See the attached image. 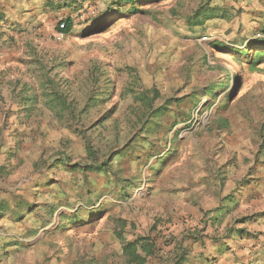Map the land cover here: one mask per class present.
I'll return each mask as SVG.
<instances>
[{
	"label": "rangeland",
	"instance_id": "374dc122",
	"mask_svg": "<svg viewBox=\"0 0 264 264\" xmlns=\"http://www.w3.org/2000/svg\"><path fill=\"white\" fill-rule=\"evenodd\" d=\"M117 1L0 0V264H264V0Z\"/></svg>",
	"mask_w": 264,
	"mask_h": 264
},
{
	"label": "trees",
	"instance_id": "16d2710c",
	"mask_svg": "<svg viewBox=\"0 0 264 264\" xmlns=\"http://www.w3.org/2000/svg\"><path fill=\"white\" fill-rule=\"evenodd\" d=\"M140 1H143V0H124V1H117L116 3L117 4H120V5H129L130 7L127 8L126 10H129L130 12H134V11H139V3ZM218 7H208L206 9H202L201 7L195 12V14L193 15V17H189L188 19V22H192V25H196V26H204L205 25V22L207 19H210V18H213V17H216L218 16L219 13H216V11H218L217 9ZM114 11V12H119L121 13V11H119L120 9H110V11ZM64 22L65 23V28H61L60 26H58V30H60V32H71V30L73 29V19L71 17H66V19L62 20L61 23ZM263 32H264V29H262ZM262 34V33H260ZM261 46H264V37L263 38H260V39H254V40H250L248 42V45H247V49L249 48H253L255 47V51L256 53L257 52H260L259 53V57L262 56L264 54V49L261 48ZM264 48V47H263ZM146 94L143 95V97H145ZM164 110V106H161V107H158L157 109H155L154 113L155 112H159V113H162ZM162 111V112H161ZM256 214H252V215H248L246 217H243L242 219L238 220V222H243V220H246L248 218H256ZM143 251L147 252L148 250H146L147 248L146 247H143ZM130 254H134L135 258L137 259L138 263L141 264L144 262V257L142 255H139L137 252H136V248L134 247L131 248L129 250Z\"/></svg>",
	"mask_w": 264,
	"mask_h": 264
},
{
	"label": "built area",
	"instance_id": "2783aa9c",
	"mask_svg": "<svg viewBox=\"0 0 264 264\" xmlns=\"http://www.w3.org/2000/svg\"><path fill=\"white\" fill-rule=\"evenodd\" d=\"M60 27L65 28V23L64 22L60 23ZM203 39H206V37H203Z\"/></svg>",
	"mask_w": 264,
	"mask_h": 264
},
{
	"label": "crops",
	"instance_id": "0c3cea01",
	"mask_svg": "<svg viewBox=\"0 0 264 264\" xmlns=\"http://www.w3.org/2000/svg\"><path fill=\"white\" fill-rule=\"evenodd\" d=\"M234 4H235V2H234Z\"/></svg>",
	"mask_w": 264,
	"mask_h": 264
}]
</instances>
